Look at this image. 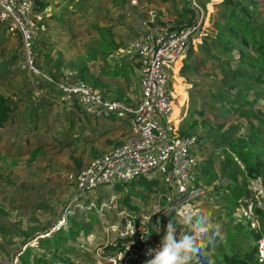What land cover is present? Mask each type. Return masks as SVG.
<instances>
[{
  "label": "rangeland",
  "instance_id": "374dc122",
  "mask_svg": "<svg viewBox=\"0 0 264 264\" xmlns=\"http://www.w3.org/2000/svg\"><path fill=\"white\" fill-rule=\"evenodd\" d=\"M45 1V8L36 7L34 10L42 26L33 48L36 59L34 67L40 74L22 67L24 57L19 36L8 32L5 25L0 23V93L12 97V101L17 104L13 120L0 126V207L4 210L0 219L7 221L10 226L21 227L23 231L40 225L43 229L38 234L45 236L59 226H66V215L69 213L75 211L78 215L84 214L85 221L96 223L89 234H81L76 238L73 247L78 254L71 253L69 256L78 264H105L102 255L112 250H105L104 247L112 244L117 237V231L111 225H121L118 209L129 211L128 205L122 204L120 198L127 191L136 194H131L129 200L130 204L135 203L137 206L133 211L149 213L159 207L166 208L170 204L166 197L173 193L161 179L154 180V190L147 192V180L139 178L133 183L126 182L120 193L114 192L115 184H103L91 189L85 198H78L73 185L67 180L68 175L86 165L94 156L124 141L130 132L129 122L113 116L95 118L84 112L78 115L73 107L58 101L56 89H39L36 85L37 78H43L42 74L49 75L48 70L55 64L59 65L62 74L74 71L76 78L82 68L85 74L92 77L84 81L92 86L94 80L98 81L94 88L105 98L136 102L139 96L138 69L129 61L133 53L129 46L131 41L145 29V23L173 27L180 19L184 5L191 7V4L187 0ZM219 1L196 0L204 13L200 33L192 45L194 50L201 43L202 37L212 30L211 21ZM63 9L67 10L66 19L62 21V18L53 16L54 12ZM199 14L200 11L195 12L193 21L201 17ZM106 37L113 40L110 48L105 44ZM177 74L174 87L179 94L178 101L182 103L185 100L178 113L182 120L191 112L188 98L191 84L179 72ZM198 78L201 75L196 77ZM41 98L52 103L41 111L37 132L30 131V126L23 122L21 115L32 110ZM260 103H264V100ZM69 111L73 117L70 128L67 120ZM195 118L198 119L199 126H202L203 120L211 124L216 121L214 112H208L203 117L195 115ZM231 124L240 125L241 133L246 131L245 120L230 119L220 128L213 125L216 128L213 133L222 132ZM203 131L202 126L198 133ZM37 144H40V149L32 155ZM204 146L203 151H198L197 145L192 149L197 161L206 159L212 151L219 153L222 158L220 148L213 145L212 141H207ZM219 167V160H216L213 170L219 173ZM218 182L220 181L217 178L210 185L200 182L204 193L191 204L190 216L182 218L171 214L165 224L162 221L152 223V229L159 233L158 239L164 246L169 225L176 242L186 235L195 237L194 229L197 226L205 227L203 237L198 240L201 251H205L207 241L224 242L227 230L236 231L235 221L226 216L223 205L217 204L224 192ZM112 195L117 198V208L110 203ZM137 195H144L146 198L143 200ZM47 201L48 205L40 208L37 206ZM201 217L204 219L203 225L197 222ZM233 218L244 221L241 208ZM174 221L176 224H172ZM161 229L164 231L161 232ZM21 239L22 236L11 237L0 232V242H5L4 249L9 252L8 257L18 249H24L26 245L21 244ZM36 239L27 243L35 247ZM205 255L207 258L210 254L205 252ZM183 262L202 263L196 251L186 254ZM6 264H18L16 257L13 260L8 259Z\"/></svg>",
  "mask_w": 264,
  "mask_h": 264
},
{
  "label": "trees",
  "instance_id": "16d2710c",
  "mask_svg": "<svg viewBox=\"0 0 264 264\" xmlns=\"http://www.w3.org/2000/svg\"><path fill=\"white\" fill-rule=\"evenodd\" d=\"M34 1L38 4L36 6L35 3V9L47 6L45 0ZM183 9L180 19L173 27L193 22L196 11L187 4ZM66 14L67 10L63 9L54 12L53 16L62 18L63 21ZM211 28L212 30L202 37L197 49H190L179 71L191 84L188 92L191 112L181 120L178 130L181 134L196 137L198 151L205 150L204 144L207 141H212L213 145L220 148L222 158L219 153L212 151L206 159L198 161L197 177L203 185H210L213 179H219V187L223 188L224 192L217 204L223 205L226 216L235 221L236 231L227 230L224 242L207 241L205 251L199 253V259L201 264H208L209 261L212 264H258V240L264 238V213L255 208L258 221L256 228H252L244 218L242 221L240 218L234 219L233 216L252 194L248 188L249 183L258 177L264 182V103H260L264 100V0H220L216 3ZM112 43V38L106 37V46L110 48ZM32 48H35V40ZM48 73L55 81L63 76L58 64L50 68ZM198 75H201L200 79H196ZM77 78L84 81L92 77L80 68ZM97 84L98 81L94 80L93 87ZM36 85L41 90L56 89L55 83L41 77L37 78ZM51 103L48 99L41 98L32 110L23 112V122L30 126V131L38 129V117L44 107ZM16 109L17 104L12 101V97L0 93V126L13 120ZM73 109L78 115L84 112L77 104H74ZM208 112L215 113L216 121L211 124L203 120L204 131L200 134L198 130L202 126L198 125L195 115L203 117ZM230 119L245 120L246 131L241 133L240 125L231 124L222 132L213 133L215 126L220 128ZM67 120L70 128L73 123L70 111ZM35 147L32 155L40 149V144ZM216 160L220 163L219 173L213 170ZM133 182L134 180L130 181ZM146 182L145 190L152 192L155 182ZM126 184L113 185L114 192L120 193ZM131 194L136 195L127 191L125 196L120 198L122 204L128 205L129 212L137 207L135 203H129ZM137 196L143 200L146 198L144 195ZM46 205L48 201L37 206L40 208ZM3 211L0 207V217ZM165 221L166 219L162 223L165 224ZM66 223V226H59L51 233L39 236L38 233L43 229L40 225L23 231L21 227L10 226L7 221L0 219V232H5L11 237L22 236L20 242L26 245L23 250L20 248L8 257L9 252L4 249L5 242H0V264H6L8 259L13 260L15 257L18 264H78L69 256L71 253L78 254L74 252L73 242L81 234H89L96 222L90 224L91 222L85 221L84 214L78 215L74 211L66 215ZM172 224H176V221ZM151 226L153 236L158 239L159 233H155ZM163 231L161 229V232ZM34 238H37L35 247L27 243ZM116 240V247L119 249L121 240L118 237ZM104 249L115 248L110 244ZM205 252L210 254L207 258Z\"/></svg>",
  "mask_w": 264,
  "mask_h": 264
},
{
  "label": "built area",
  "instance_id": "2783aa9c",
  "mask_svg": "<svg viewBox=\"0 0 264 264\" xmlns=\"http://www.w3.org/2000/svg\"><path fill=\"white\" fill-rule=\"evenodd\" d=\"M187 1L196 13L200 11L201 17L179 27L145 23V29L131 41L129 46L133 53L129 61L138 69L136 102L107 99L96 88L76 78L74 71H66L58 81L50 75H41L55 83L59 102L70 107L77 104L84 113L95 118L113 116L129 122L130 132L124 141L68 175L67 180L78 198H85L91 189L103 184L126 183L139 178L161 179L173 193L166 197L170 202L166 208L154 207L155 210L149 213L118 209L121 225H111V228L117 231L120 248L117 249L115 240L112 243L115 249L102 255L105 264H144L154 260L165 246L153 236L152 223L163 221L171 214L182 218L190 216L191 204L204 193L197 177L198 161L192 153L197 145L196 137L178 130L181 121L178 113L185 100L179 103V94L174 87L182 61L200 33L204 13L196 0ZM34 10V0H0V23L8 32L19 36L24 57L22 67L36 73L32 45L42 26ZM248 188L252 194L241 209L245 221L256 228L255 208L264 213V182L258 177ZM116 201L112 195L110 203L117 208ZM199 228L201 226L194 229L197 240L204 234L197 236ZM258 252L257 263L264 264V238L258 240ZM182 264L188 263L182 261Z\"/></svg>",
  "mask_w": 264,
  "mask_h": 264
},
{
  "label": "clouds",
  "instance_id": "9594fccd",
  "mask_svg": "<svg viewBox=\"0 0 264 264\" xmlns=\"http://www.w3.org/2000/svg\"><path fill=\"white\" fill-rule=\"evenodd\" d=\"M200 224H204V219L201 217L197 221ZM206 231L205 227H201L197 230V236ZM165 247L161 253H159L154 260L146 261L144 264H182L183 258L186 254L196 251L201 252V246L198 243L196 237L192 235L184 236L179 242H176L171 225H169V234L165 238ZM208 264H212L211 261Z\"/></svg>",
  "mask_w": 264,
  "mask_h": 264
},
{
  "label": "bare ground",
  "instance_id": "6f19581e",
  "mask_svg": "<svg viewBox=\"0 0 264 264\" xmlns=\"http://www.w3.org/2000/svg\"><path fill=\"white\" fill-rule=\"evenodd\" d=\"M177 110V109H176Z\"/></svg>",
  "mask_w": 264,
  "mask_h": 264
}]
</instances>
